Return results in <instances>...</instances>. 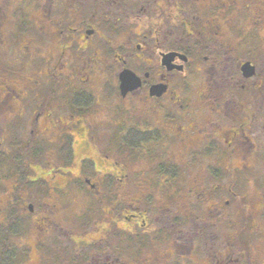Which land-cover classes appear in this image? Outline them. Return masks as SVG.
Wrapping results in <instances>:
<instances>
[{
    "label": "flooded vegetation",
    "instance_id": "af4514ba",
    "mask_svg": "<svg viewBox=\"0 0 264 264\" xmlns=\"http://www.w3.org/2000/svg\"><path fill=\"white\" fill-rule=\"evenodd\" d=\"M0 264H264V0H0Z\"/></svg>",
    "mask_w": 264,
    "mask_h": 264
}]
</instances>
